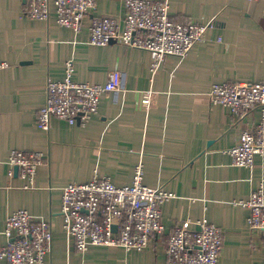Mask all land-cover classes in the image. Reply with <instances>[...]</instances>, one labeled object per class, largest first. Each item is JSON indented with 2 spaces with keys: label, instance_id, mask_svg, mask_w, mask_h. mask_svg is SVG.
Segmentation results:
<instances>
[{
  "label": "crops",
  "instance_id": "1",
  "mask_svg": "<svg viewBox=\"0 0 264 264\" xmlns=\"http://www.w3.org/2000/svg\"><path fill=\"white\" fill-rule=\"evenodd\" d=\"M126 0H96L79 30L25 15L27 0H0V244L9 214L25 208L53 229L44 264H166L167 237L184 222L197 229L207 218L223 230L217 264H264V232L248 226L249 209L240 203L263 184L264 155L252 168L233 164L229 149L240 131L257 122L252 110L235 122L227 106L207 95L211 84L264 81V0H167L169 16L207 24L205 40L181 58L167 57L153 73L142 48L89 42L91 15L122 18ZM72 78L104 83L122 73L119 90L102 94L87 122L54 118L49 131L37 116L46 80H61L65 62ZM151 92L147 108L141 104ZM39 151L33 187L8 163L11 150ZM141 163L143 182L165 186L174 196L162 203L164 232L141 250L94 245L80 251L63 232L62 188L109 176L117 185L132 181ZM0 264H8L0 259Z\"/></svg>",
  "mask_w": 264,
  "mask_h": 264
},
{
  "label": "built area",
  "instance_id": "2",
  "mask_svg": "<svg viewBox=\"0 0 264 264\" xmlns=\"http://www.w3.org/2000/svg\"><path fill=\"white\" fill-rule=\"evenodd\" d=\"M95 7L96 0H27L25 15L48 20L54 10L59 24L79 30ZM125 9L122 18L91 15L89 42L105 45L114 41L145 49L151 55L153 73L165 58L184 57L205 40L207 24L192 19L173 20L167 0H126ZM7 65L0 61V68ZM73 70V62L68 60L61 80H46L45 101L37 116L40 128L49 131L54 118L69 124L87 122L97 113L101 95L119 90L122 85L119 70L111 71L102 84L78 82L72 78ZM207 95L212 102L229 108L234 123L258 110L257 122L243 128L228 150L233 164L252 168L255 156L264 155V81L214 82ZM150 102L149 91L143 94L141 104L147 108ZM44 160L42 152L19 149L11 150L8 157L11 167L18 166L19 175L27 181L25 187H33L37 168ZM173 196L163 185L143 182L140 162L135 165L129 184L117 185L105 175H94L88 182L69 183L62 188L63 232L80 251L94 245L141 250L153 236L164 232L162 203ZM240 203L249 209L248 226L264 232L263 184ZM2 233L9 241L0 244V259L8 264H44L51 253V223L36 220L25 208L7 216ZM222 246V228L207 218L198 220L197 229L180 222L167 237L166 264H217Z\"/></svg>",
  "mask_w": 264,
  "mask_h": 264
},
{
  "label": "water",
  "instance_id": "3",
  "mask_svg": "<svg viewBox=\"0 0 264 264\" xmlns=\"http://www.w3.org/2000/svg\"><path fill=\"white\" fill-rule=\"evenodd\" d=\"M14 169L17 171L18 170V166H14ZM113 229H115V225H113Z\"/></svg>",
  "mask_w": 264,
  "mask_h": 264
}]
</instances>
